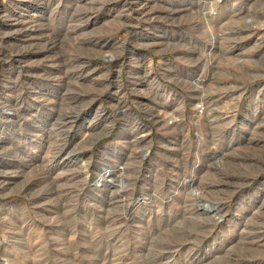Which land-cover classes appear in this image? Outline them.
Returning a JSON list of instances; mask_svg holds the SVG:
<instances>
[{
    "label": "rangeland",
    "instance_id": "1",
    "mask_svg": "<svg viewBox=\"0 0 264 264\" xmlns=\"http://www.w3.org/2000/svg\"><path fill=\"white\" fill-rule=\"evenodd\" d=\"M0 264H264V0H0Z\"/></svg>",
    "mask_w": 264,
    "mask_h": 264
},
{
    "label": "bare ground",
    "instance_id": "2",
    "mask_svg": "<svg viewBox=\"0 0 264 264\" xmlns=\"http://www.w3.org/2000/svg\"><path fill=\"white\" fill-rule=\"evenodd\" d=\"M126 5V4H125ZM155 9H157V8H151V9H148L147 7H144V8H140V11L143 13V12H145V13H149V12H151V11H155ZM113 12V11H112ZM139 12V11H138ZM215 14V13H214ZM145 15V14H144ZM212 15V14H211ZM157 16V15H156ZM155 16V17H156ZM211 18V17H210ZM148 20V19H147ZM8 33V32H7ZM6 33V34H7ZM49 40V39H48ZM50 41V40H49ZM47 45V44H46ZM205 102V101H204ZM203 102V100H202V98L200 99V106L201 105H203L204 106V108L205 109H207V111L209 110V108H208V105H206V103H204ZM202 106V107H203ZM231 109V108H230ZM233 109V108H232ZM210 111H212L211 113H208L207 114V117H208V121H209V123H212V122H214V121H218V120H220V119H223V120H229V114H230V111L229 110H225V112L224 113H222V114H220V115H222L223 117L222 118H220V116H217L215 113H216V111H214V110H212V109H210ZM215 112V113H214ZM213 113V114H212ZM216 115V116H215ZM97 116V115H96ZM161 119V118H160ZM159 119V120H160ZM94 120V119H93ZM96 120V119H95ZM169 121H174L175 120V118H174V116H171V117H169V119H168ZM91 121V120H90ZM222 121V120H221ZM231 121V120H230ZM230 121H229V123H230ZM92 122V121H91ZM91 122H89V125L91 124ZM94 122V121H93ZM139 122L142 124V125H145L140 119H139ZM93 124V123H92ZM91 124V125H92ZM214 124V123H213ZM91 131V130H90ZM103 147V146H102ZM106 149V148H105ZM108 149V148H107ZM70 153V152H69ZM105 169V168H104ZM109 173H110V171L109 170H104L103 171V173L101 174V175H98V178H97V182H99V181H102V179L103 178H106L107 177V175H109ZM105 181V180H104ZM98 184V183H97ZM100 184V183H99ZM199 202H200V200H199ZM204 212H206L207 214H209L210 216H211V218L215 221V222H219L221 219H222V216H220L221 215V213H220V215L218 214V208L217 207H215L214 205H209L208 207H206V209H204ZM210 216H208V217H210ZM224 217V216H223ZM216 224V223H215Z\"/></svg>",
    "mask_w": 264,
    "mask_h": 264
},
{
    "label": "water",
    "instance_id": "3",
    "mask_svg": "<svg viewBox=\"0 0 264 264\" xmlns=\"http://www.w3.org/2000/svg\"><path fill=\"white\" fill-rule=\"evenodd\" d=\"M205 207H208V205H205Z\"/></svg>",
    "mask_w": 264,
    "mask_h": 264
}]
</instances>
